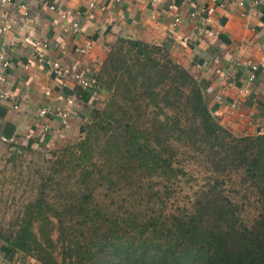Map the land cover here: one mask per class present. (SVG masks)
I'll return each mask as SVG.
<instances>
[{"label": "trees", "instance_id": "obj_1", "mask_svg": "<svg viewBox=\"0 0 264 264\" xmlns=\"http://www.w3.org/2000/svg\"><path fill=\"white\" fill-rule=\"evenodd\" d=\"M94 75L108 98L72 142L49 148L48 173L0 229V250L27 264H264V131L237 136L221 124L208 83L163 44L119 37ZM73 94L92 98L79 86ZM189 161L203 177L189 205L168 208L183 178L198 182ZM230 191L253 205L250 218Z\"/></svg>", "mask_w": 264, "mask_h": 264}, {"label": "crops", "instance_id": "obj_2", "mask_svg": "<svg viewBox=\"0 0 264 264\" xmlns=\"http://www.w3.org/2000/svg\"><path fill=\"white\" fill-rule=\"evenodd\" d=\"M90 1L94 6L89 5ZM237 1L15 0L0 10V26L12 20V28L0 32V47L10 62L0 81V89L9 94L8 102L0 106V136L12 137L21 145L45 138V149L72 142L91 107L103 100L100 93L97 98L80 101L70 111L69 126L65 127L59 113L67 108L65 98L77 86L69 80L62 87L36 62L32 42L40 37L49 41L48 56L71 71L87 75L97 73L108 46L119 37L166 45L178 63L208 83L210 111L221 124L237 136L263 132L264 0L256 7L251 6L250 0H243L244 8ZM20 2L26 4L27 16L16 5ZM50 4H54V10L48 7ZM210 5L214 12L207 16L205 29L197 30L195 25L205 20L191 19L188 12ZM176 15L182 22L173 26ZM72 21L79 23L75 31L70 28ZM184 37L186 42L182 41ZM87 44L91 45L88 52L74 51ZM252 64L257 65L259 72L250 81ZM215 69L221 70L220 77L214 75ZM15 103L17 108H13ZM236 103L238 109L232 106ZM43 107L49 111L46 115L39 114ZM0 264H27V260L20 258L19 253L0 250Z\"/></svg>", "mask_w": 264, "mask_h": 264}, {"label": "rangeland", "instance_id": "obj_3", "mask_svg": "<svg viewBox=\"0 0 264 264\" xmlns=\"http://www.w3.org/2000/svg\"><path fill=\"white\" fill-rule=\"evenodd\" d=\"M107 93L103 91V100L99 101V105L105 103L109 95ZM122 102L125 100L117 97L115 109L122 116H126L122 113L126 108ZM129 109L133 111V108L129 107ZM25 145L0 140V229L3 230L8 229L10 223L24 213L27 203L34 200L38 193L39 176L48 173L49 160L54 150L37 148L36 145H32L30 149L21 148ZM185 169L193 170L198 182L195 184L192 179L183 178L180 184L165 197L168 208L189 205V196L192 192L190 185L199 184L203 177L204 168L197 162L185 163ZM229 193L234 200L240 199V202H243L242 215L250 218L254 213L253 205H250L246 199L240 198V194L237 195L232 191ZM115 201L116 204L121 202L120 199ZM122 210L123 208H120L118 212Z\"/></svg>", "mask_w": 264, "mask_h": 264}, {"label": "built area", "instance_id": "obj_4", "mask_svg": "<svg viewBox=\"0 0 264 264\" xmlns=\"http://www.w3.org/2000/svg\"><path fill=\"white\" fill-rule=\"evenodd\" d=\"M155 0H152V2ZM214 2V0H211ZM252 7H256L261 3V0H250L249 1ZM15 0H0V10L2 8H4L7 5H11L14 4ZM20 10L22 11V14L24 16L28 15V8L26 6V4L24 2H20L16 4ZM89 5L92 7L94 6V2L90 1ZM237 5L241 6V7H245V2L243 0H239L237 1ZM222 6V5H221ZM50 9L54 10L55 6L54 4H50L48 6ZM173 5L170 4L169 8H172ZM214 6L210 5V6H200L196 9L190 10L188 12V16L191 19H196L197 17H201L202 20L204 19L205 22L204 23H200L195 25V28L197 30L203 31L205 29V25L207 24L206 21H208V15L212 14L214 12ZM62 17H65V14H61ZM182 19L179 15H176L173 18L172 21V25L173 26H178L179 24H181ZM264 26V23H263ZM12 28V20H8L6 21L3 25L0 26V32H6L8 30H10ZM70 28L75 31L79 28V23L77 21H72L70 24ZM183 42L187 41V37H184ZM33 45V58L36 60V62L40 65H42L45 69H47V71L49 73H51V75H53V77H55L56 79H58L60 85L63 87L65 86L68 81H72L75 85L81 87V88H88L91 90V95L94 98H97L99 96V86H98V82L95 78L94 74H84L83 72L80 71H71L70 69H68L67 67L63 66L60 61L56 58L50 57L47 54V49H48V45H49V41L46 37H40V38H36L33 40L32 42ZM91 48L90 44H87L83 47H76L74 49L75 52L80 53V54H84L86 52H88ZM10 66V62L9 59L7 58V55L5 53V50L0 47V81H3L4 79V74L5 71L7 70V68ZM25 67H28V65H25ZM257 70V65L256 64H252L250 66V73L248 76V79L250 81H253L256 77L255 75V71ZM214 75L217 77H220L222 75V72L220 69H215L214 71ZM69 76V77H68ZM216 99L219 100L220 96L219 94H216ZM9 100V94L8 92H6L3 89H0V106L6 102H8ZM81 101L80 96L76 95V94H70L65 98V104L67 106V108H64L63 110L60 111V117L62 120V123L65 127L69 126L68 123V117L70 115V111L74 110L75 108H77L79 102ZM233 108L238 109L239 106L238 104H233L232 105ZM18 106L16 105V103L13 105V108H17ZM263 107H264V100H263ZM48 109L46 107H43L39 114L40 115H46L48 113ZM249 123H252V121H250ZM0 140L4 141V142H14L12 137H8L5 135H1L0 136Z\"/></svg>", "mask_w": 264, "mask_h": 264}]
</instances>
